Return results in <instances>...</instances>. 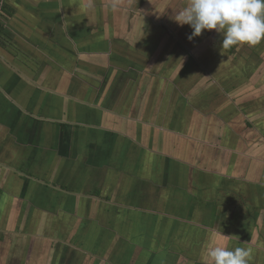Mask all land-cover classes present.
Listing matches in <instances>:
<instances>
[{
  "label": "rangeland",
  "instance_id": "374dc122",
  "mask_svg": "<svg viewBox=\"0 0 264 264\" xmlns=\"http://www.w3.org/2000/svg\"><path fill=\"white\" fill-rule=\"evenodd\" d=\"M11 2L0 25V264H205L216 245L261 264L264 45L224 51L214 29L190 41L175 20L187 0ZM49 60L52 87L41 80ZM90 97L122 115L116 131L91 126ZM147 130L180 145L232 131L229 153L224 166L213 149L169 155L136 134Z\"/></svg>",
  "mask_w": 264,
  "mask_h": 264
},
{
  "label": "clouds",
  "instance_id": "9594fccd",
  "mask_svg": "<svg viewBox=\"0 0 264 264\" xmlns=\"http://www.w3.org/2000/svg\"><path fill=\"white\" fill-rule=\"evenodd\" d=\"M175 20L193 29L190 41L203 30L214 29L223 37L224 51L233 46L254 47L264 40V0H187ZM250 259L248 248L216 245L205 250V264H249Z\"/></svg>",
  "mask_w": 264,
  "mask_h": 264
},
{
  "label": "crops",
  "instance_id": "0c3cea01",
  "mask_svg": "<svg viewBox=\"0 0 264 264\" xmlns=\"http://www.w3.org/2000/svg\"><path fill=\"white\" fill-rule=\"evenodd\" d=\"M58 39H60L61 40V38H60V36L58 37ZM58 44H60V43H58ZM58 44H54V45H58ZM48 63H49V67H48V70H50V72L47 74L46 72H45V74H43V78L41 79V80H44V78L47 76V75H49L48 77H47V86H49V87H52V86H56L55 85V81L57 80V78H55L57 75L55 74V72H56V68L57 67H55L54 66V64H53V61L52 60H49L48 61ZM24 80V79H23ZM23 84V83H22ZM25 84V83H24ZM30 85V84H29ZM29 85H27V87L29 86ZM32 85V84H31ZM30 85V86H31ZM14 91V90H13ZM13 91H10V92H13ZM16 92H17V90H15V94H16ZM87 92V91H86ZM9 93V92H8ZM14 94V93H13ZM7 95V94H6ZM9 98V97H8ZM32 98V96H30V98H29V100ZM107 101H108V98L105 100V101H101L98 105H96V103L94 102V100L90 97V100H87L86 101V104H83L82 105V108L83 109H85V107L86 108H89V109H95L96 110V113L94 114L95 115V121L94 120H92L91 121V126H94L95 127V129L97 128V127H99V130L101 131V125H103V123L106 125V124H109V123H111L112 124V128L113 129H115L114 131H116V128H117V126H118V124L117 123H119L120 122V119H117V118H120V117H122V115H118V116H116V115H113V116H110L108 113H109V111H107V110H105V108H106V104H107ZM24 102H26V98H25V96H18V101L16 102V104H15V107H19V104L20 103H24ZM123 103H125V102H122L121 104H119L120 106H122L123 107ZM9 102L5 105V107H6V109H8V110H11L10 108L11 107H9ZM21 108V110L23 111L24 109H25V107H20ZM13 109V108H12ZM123 109H124V107H123ZM15 111H20V109H13L12 110V112L13 113H15ZM124 114H126V110L124 109ZM109 117L110 118V120L111 121H109L108 119L109 118H107V120H106V117ZM8 118H11V116H8ZM70 124V123H69ZM89 125V124H88ZM66 126H68V124H66ZM131 128H133V129H137V128H140V127H136L135 125L134 126H132ZM150 130V129H149ZM66 132V131H65ZM138 136H139V138H141V137H147L146 139H144V138H141L142 140H144L146 143V145L147 146H150V144L152 145V146H154V147H156L157 149H161V150H165L164 149V147L165 148H170V146H173V145H175L176 146V149H175V152H177L178 150H183V151H187L190 147H193V148H195V149H197V150H199V149H206V148H209L210 149V151L212 150V153L215 155V157L218 155V154H222L223 152L225 153V154H223L222 156H221V158H220V164H221V166H224L223 164H222V161H221V159L223 158V157H225V156H227V153H229V152H227V150H226V148H223L225 145L226 146H228V138L232 135V131L231 132H228V134H229V136H228V138H226V139H223V138H219V136L216 134V135H213L212 133H210V132H208V133H205V135L204 136H202V137H205L206 139H207V141H204V139L203 138H201V140H203V142H201V141H199L198 143H194V142H191L190 143V141H185V140H183L182 141V145H180V140H179V138L180 137H173V136H170V135H167V137H166V139L164 140V141H162V139L160 138V136L162 135V133L160 132H157V133H152V134H150L149 135V133H148V130H147V132L146 133H143V132H139V133H136ZM135 136V135H134ZM159 140H161L160 142H158ZM162 142V143H161ZM173 143V144H172ZM160 146H164L163 148H159ZM206 150H208V149H206ZM66 151L67 150H65V153H66ZM166 151V150H165ZM167 152V151H166ZM167 153H169V152H167ZM190 153V152H189ZM177 154H179L178 152H177ZM203 154L206 156V154L203 152ZM202 154V155H203ZM169 155H172V154H170L169 153ZM233 155V154H232ZM237 156V158H241V155H236ZM213 157V156H212ZM208 159L206 160V161H209V157H207ZM212 161L214 160V158H212L211 159ZM242 168V167H241ZM223 170H225V171H227L226 169H223ZM228 172V171H227ZM230 172V171H229ZM152 185H153V187L155 188V189H157V185H155V184H153L152 183ZM177 188V187H176ZM153 202V201H152ZM155 203H156V201H155ZM158 203V202H157ZM261 213V212H260ZM263 221H264V216H263V219H262ZM136 225V224H135ZM204 229H205V232L204 233H207V230H208V227H204ZM263 243H264V238H263ZM263 243H261V250H263L264 249V245H263ZM255 250V249H254ZM263 256H264V252H263ZM261 264H264V259L262 260V258H261Z\"/></svg>",
  "mask_w": 264,
  "mask_h": 264
},
{
  "label": "trees",
  "instance_id": "16d2710c",
  "mask_svg": "<svg viewBox=\"0 0 264 264\" xmlns=\"http://www.w3.org/2000/svg\"><path fill=\"white\" fill-rule=\"evenodd\" d=\"M14 5L12 4L11 0H0V25L3 23V20H8L10 17L13 16V13H14ZM2 27V26H1ZM1 41V40H0ZM264 45V40H262V42L260 44H258V47L261 49ZM155 133H157V131H155ZM161 140H159L158 142H160ZM162 143V142H161ZM173 144V143H172ZM164 146H160L159 148H163ZM164 149L169 152L170 154L172 153H175V149H176V146L173 145V146H170V148H165ZM208 149V150H206ZM206 149H199L201 154H203V152L206 154V156L208 154H210V149L209 148H206ZM204 155V154H203ZM178 190V189H177ZM98 189L96 190V193H98ZM184 195V194H183ZM205 207V208H204ZM208 210L206 204L204 203V201H202L201 203V208H200V211L202 210ZM209 211V210H208ZM208 211H205L204 215H207L208 214Z\"/></svg>",
  "mask_w": 264,
  "mask_h": 264
},
{
  "label": "flooded vegetation",
  "instance_id": "af4514ba",
  "mask_svg": "<svg viewBox=\"0 0 264 264\" xmlns=\"http://www.w3.org/2000/svg\"><path fill=\"white\" fill-rule=\"evenodd\" d=\"M66 132H68V131H66ZM147 132V131H146ZM65 135V134H64ZM58 147H59V149H58V153H65V150H67V148H68V143H67V139H66V142H64L63 140H59V142H58Z\"/></svg>",
  "mask_w": 264,
  "mask_h": 264
}]
</instances>
